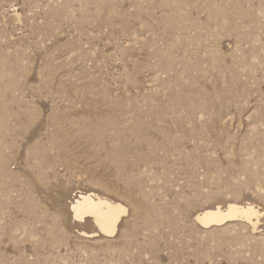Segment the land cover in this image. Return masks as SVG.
<instances>
[{
    "label": "rangeland",
    "instance_id": "374dc122",
    "mask_svg": "<svg viewBox=\"0 0 264 264\" xmlns=\"http://www.w3.org/2000/svg\"><path fill=\"white\" fill-rule=\"evenodd\" d=\"M0 264H264V0H0Z\"/></svg>",
    "mask_w": 264,
    "mask_h": 264
},
{
    "label": "bare ground",
    "instance_id": "6f19581e",
    "mask_svg": "<svg viewBox=\"0 0 264 264\" xmlns=\"http://www.w3.org/2000/svg\"><path fill=\"white\" fill-rule=\"evenodd\" d=\"M72 218L82 220L85 217L93 219L98 231L102 234H112L117 229L120 214L124 212L121 205L113 203L91 193H80L70 204ZM258 210L251 203L228 202L224 207L215 205L207 207L195 215L196 222L203 228L219 226L229 221L243 220L253 223L258 216ZM84 234V233H83ZM95 235L96 233H86Z\"/></svg>",
    "mask_w": 264,
    "mask_h": 264
}]
</instances>
